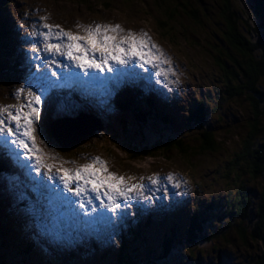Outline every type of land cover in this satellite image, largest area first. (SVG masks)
I'll list each match as a JSON object with an SVG mask.
<instances>
[{"label":"rangeland","instance_id":"rangeland-1","mask_svg":"<svg viewBox=\"0 0 264 264\" xmlns=\"http://www.w3.org/2000/svg\"><path fill=\"white\" fill-rule=\"evenodd\" d=\"M106 2L105 6H103L102 3L96 4V2H91L90 0H0V28H4V25L8 26L6 34L9 35V38L7 36L0 38V66L1 61L7 60V56L13 55L11 58L8 57V59L12 60L13 64L8 65L6 70L10 72V76L17 75L16 66L14 67L17 50L27 47L28 49L29 47L35 48L36 51H38L37 49L44 50V41L41 43H33L24 39L21 36L22 32H18V37L15 33L14 25L17 24L21 16H27L29 18L30 27L36 26V23L33 21L39 20L35 13H30L28 9L24 10L26 8L25 6L29 4L32 8L36 5L42 6L49 17V19H45L48 23H56L62 27L70 26L71 30H69L70 27H67V29L74 35L79 34L84 36L81 20H78L77 24L81 26L80 28L76 25L74 29L72 25L75 24V19L84 17H96L106 20L115 18L116 22L121 20L122 23L119 24L129 29L132 33L137 35L141 32L147 33L152 43H159V49L163 51L165 56L169 58L170 61L174 60L167 70L164 66L165 63L160 64L159 68L152 67L153 70L169 74L173 77L174 87H172L171 90L174 95L178 94L182 97L181 103L184 104L181 109L175 111L178 115H181V118H174L172 114L163 110L160 113L172 117L171 120L173 123L171 126L177 128L178 130L175 129V131L178 132L183 124V119L186 115H189L188 111L191 109L195 110L198 105L202 104L204 110H206L205 123L203 125H191L186 128L185 131L182 130L185 143L188 145L197 144V141L192 139L199 134L200 130L209 128L215 133L214 136L217 140H222L218 149L212 152L193 151L184 154L171 149L163 152V154L157 153L152 157L146 156L132 160V151L127 152L126 150L128 147L127 143L130 141L129 134L135 137L133 128L136 118L125 111L122 113L119 112L118 115L121 117L118 118L113 106L114 102L110 109L112 113L108 114L111 117V121L104 122L100 118L99 120L97 119V121L95 120L94 122L98 127L92 131V134L87 139L77 144V146L66 147L65 150L62 151L63 153L60 154L78 158L85 151L91 153L92 150L96 152L98 150L100 155H95L90 157V159L93 160L95 157L103 156L109 158L111 161L116 160L115 167H112L111 164L106 161L108 170L119 176L125 177L128 186L136 184L135 180H141V177H160L158 174L162 172L164 176H162L161 182L156 184L157 187L153 191L155 199H165L169 201L174 198H183L187 196L191 197V200L192 198L194 199V202L197 204L196 208H194L196 211L189 210L187 214L188 219L199 214L201 218H196L195 220L198 222L205 221V224L208 226L205 235H209L211 232H215L216 234L212 237L206 236L207 240H200L194 246H188L186 235L184 234L183 242L174 249H170V256H166L165 259L159 260V255H161V253L157 250L158 233H150L148 234L150 240L143 238L139 240L138 243L142 247H150V252L154 250L152 256L157 257V259L152 260V257H150L149 262H151V264H247L246 262L249 259L248 255L254 252L252 250L254 248H249L242 243L235 230L236 226L230 224V228H226L225 216H222L220 212L225 208L226 197L233 194L236 186L242 182V184L248 187V194L253 206L252 208H255L262 179L252 180L245 174L242 175V179L239 180L238 177L236 178L235 172H231V170L228 169V165L233 157V152L235 153L236 148H238L237 136H241L242 127L245 124V119L248 117V110L243 104L242 99L238 100L234 98L228 100L221 94L223 89V78L220 70L214 63V57H211L212 54L215 55V53L209 50V44L214 45V43H218L220 39L218 34H220L223 26L218 17L215 0L192 1L197 8L199 16L196 20H188L182 15L179 16L181 19L179 20L178 16H176L173 21H166V27L162 30L159 29L161 26L158 21L159 18L162 19V15L160 9H158L156 0H106ZM236 3H238L236 7L244 11L243 13L250 24L256 28L260 27L261 20L254 13L251 7L253 6L251 1L236 0ZM84 19L86 20L87 18ZM44 25L45 24L42 23L41 26ZM263 30L260 29L261 32H263ZM56 31L59 30L56 29ZM41 33L45 32L42 31L35 35L34 32H30L28 37H36L41 35ZM121 34H123V32ZM14 40H16V42ZM17 42H20V44ZM7 49L10 51V54L5 55ZM20 50L18 53L19 55L21 53ZM62 57L63 56L60 55L59 59H62ZM32 63L34 65L35 61H32ZM179 69H181V71H179ZM8 75L9 74L6 72L3 73V76L8 77ZM8 78L6 81H2L0 77V98H3L2 102L9 101L8 95L13 92V86L10 87V84H8L10 82ZM171 97L174 98V96ZM34 107L39 108V106L35 104ZM121 119L126 120L125 125L128 128L126 134L122 133ZM158 119L159 121L161 120L160 118ZM262 124H264V119ZM10 126L15 127L14 124ZM87 126L88 125H86V127ZM96 131L98 132L96 133ZM154 131L156 130L150 129L148 134ZM38 134L46 136L39 125V121L36 123L35 136ZM46 137L49 139V141L47 139V141L45 140V146H47L46 151H52V154L48 155L43 146L38 143L37 147L41 149L39 153L41 164L50 166V164L53 165L54 161L57 159L55 153H59V149H57L58 147L55 141L48 136ZM9 139V143L4 144L3 148H6V146L10 144L11 146L17 147L11 143L14 139L11 137ZM22 139L31 144L26 137H22ZM41 142L44 145V141ZM90 148H92L91 151ZM24 152L25 150L21 148L20 150H16V155L19 153V155L25 159L26 156ZM29 155L33 156L32 161L36 162L35 156L37 154L30 153ZM87 157L80 160H85L86 162L88 161ZM69 161L75 167L83 165L82 161L75 162L73 159ZM41 169L47 172L46 175L48 177V169L46 167H41ZM57 170L58 169L52 168L51 175L53 179L50 180L52 183L55 182L58 176ZM169 173L173 174L176 180L172 182L165 180L164 178L167 177ZM128 177L133 178L130 179L131 184H129ZM177 181H180L179 188L174 187ZM1 186L4 189V194L0 196V201L9 212L11 203H9L8 200L10 194L9 191L5 189L8 188L9 185L5 182H0V188ZM192 187H194L195 190L194 197L191 191ZM165 189H167V191H165ZM0 192L2 193L1 190ZM134 193L136 192L134 191L130 193V195L133 196ZM90 199L92 209L95 210L102 207L101 200L95 198ZM101 199L104 201L105 197H101ZM129 201H125L123 198L117 199V202L120 204V208L115 209L118 211V215H121V211L129 205ZM184 207L190 208V204L186 203V206H183V208ZM19 212L24 213L23 209ZM170 214H172L175 219L183 218L182 215H178L172 211H170ZM167 218V216H162L158 226L166 225ZM19 220V222L14 221L16 226L14 230L7 215L0 213L1 225L3 227H10L13 231L9 238V242L13 248V251L10 252L12 257H18L14 252L18 245L13 242V237L16 235V240L27 238V235L24 234L23 218L21 217ZM28 220L30 221L29 218ZM187 223L184 226V233L186 232ZM38 228L39 226L37 229ZM164 229L165 227L161 228V231ZM215 236H217V238L214 239L213 237ZM5 257H7V255ZM12 257L10 256V259ZM13 262L17 263L14 260ZM108 264H111V262L109 261Z\"/></svg>","mask_w":264,"mask_h":264},{"label":"bare ground","instance_id":"bare-ground-1","mask_svg":"<svg viewBox=\"0 0 264 264\" xmlns=\"http://www.w3.org/2000/svg\"><path fill=\"white\" fill-rule=\"evenodd\" d=\"M25 7L26 8L24 10L28 9L30 13H35L38 16L39 20L37 19L38 21H33L34 23H36V26L30 27L28 21L29 18L27 16H21L18 19L17 24L14 25L16 36L18 37V32L20 31L22 32L21 36L24 39L31 41L33 43H41L43 42V36L38 35L36 37L29 38L28 34H30V32H34L35 34H39L42 31H44L45 33L48 32V29H44V26H41L42 23L49 25H54V24L59 25V24L56 23L50 24L45 20V19H49V17L47 16V12L45 11L44 8H42V6L36 5L35 7L32 8L31 5L29 4ZM84 18L87 19L85 20ZM84 18H77L74 20L75 24H72L74 26V29L75 26L78 24V20H81V23L83 24L82 28L89 25L91 26H95L97 24L120 25L119 23H122L121 20L116 22L115 18L111 20L99 19L96 17L95 18L84 17ZM4 26L5 27L1 28V30L2 31L4 30L6 33V29L8 28V26L6 25ZM67 27L60 26V28H62L64 31L71 32L69 31L71 30V27L69 30L67 29ZM121 28L124 29V31L123 34L121 33L118 34L120 36H125L127 35L128 32H130V30L127 28H124L122 26ZM84 35H86L85 32ZM4 36L5 35L3 36L1 35L0 38ZM6 36L9 38V35ZM14 41L16 42V40ZM52 42H56V41H52ZM17 43L20 44V42ZM154 44L158 46V48H160L159 43L154 42ZM19 50H17V55L14 61L16 66V72L18 74L14 76H10L11 74L8 71L9 76L12 78V81H10L8 84H10V87L11 86L14 87L16 83L19 81L23 83L20 85V87H18V89L15 92L13 91L12 94L8 95L9 101L2 102L3 98L2 99L0 98V106H4V107L11 106L13 112H15L16 108L28 104L30 100L29 99L24 100L23 93L25 91L32 92L35 89L36 84L40 85V88H42L43 90V93L40 94V97L42 104H44V109L45 108L54 109L59 113H75V112L88 113L90 115H83V116L90 117L93 123H95L94 122L95 120L97 121L95 117L100 118L104 122L111 121V117L108 114L112 113L110 109L115 101L119 112L122 113L123 111H125L126 113L128 112L130 115L134 117V115L130 111L123 109L119 101H128L132 103L134 106H136V104H138V102L141 99L142 108L144 109L146 114L151 115L155 118H160L162 121L166 120L165 117H168L169 124L173 123V121L171 120L172 117H170L169 115H163L160 112L162 110L165 112H169V108L167 107L168 104L179 109H181L184 105L183 103H181V99H182L181 96L176 94V97L174 96L175 98H172L170 95V89L174 87V80H172L173 77L169 74H165L162 72L161 75L157 76L155 74L157 71L153 70V68L150 65L146 66L145 68H141L139 63L136 61H133L130 64H122V65L110 61L109 63L113 67L112 72H108L107 69H105V71L103 72H100L96 69H88L87 71L96 77L95 80H90L89 77L85 75L84 70L77 68L75 66V63L73 61L68 60L65 56H63L62 59H59L60 55H53L47 51H40L35 55H28L29 53L28 47L21 49L20 50L21 53L19 55L18 54ZM12 56H7V60H10L8 59V57L11 58ZM99 56L100 53L99 51H97L96 52L97 59H99ZM32 61L36 62V64L39 67V71L31 69ZM171 62H174V60H172ZM164 65L168 69V67L171 64L165 63ZM23 66L26 67L25 71L22 68ZM116 69H119L120 71L118 72L116 71ZM179 71H181V69H179ZM53 72L56 73V75L53 76L52 75ZM133 85H139L138 90H136L135 92L132 91ZM22 88L24 89V91L18 96L17 95L18 90ZM145 90L151 91L152 94H148ZM137 93H140L141 98ZM145 99H146V104H145ZM161 105H162V109H161ZM155 106L157 112L152 114V112H150V108H153L154 110ZM24 111L27 112L28 109L24 108ZM169 114L171 113L169 112ZM48 116L49 114L43 115L39 125L41 126L45 135L57 143L55 144L58 147L57 149H59L58 150L59 153L57 154L55 153L57 159L54 161V164L53 165L50 164V166H52L53 169L76 168L74 165L70 163L69 161L70 159H73L75 162L82 161L83 162L82 164L91 163L92 159H90V157L98 155L99 154L98 150L96 152L92 150V148H90V151L92 150L91 153L89 151H85L78 158H75L74 156H63L60 154L63 153L61 149H65L66 147L77 146V144L74 145L72 139H77L78 134L74 132L62 131L61 129H59L58 123L64 119H68V120L77 119L81 115L72 119L59 118L54 120L49 119ZM117 117L120 118L121 116L118 115ZM176 117L177 116H175L174 118ZM4 118L6 119V114ZM48 125H49V130H48ZM86 125L89 126L90 121L85 120L84 123L72 124L70 126H75L77 128H84L86 127ZM54 130H56V132L60 131L61 137L67 142L66 144L67 146H63L62 144L59 143V141L55 139V137L52 135V132H54ZM46 136L41 134H38L36 136V143L43 146L45 151L47 149V146H45L46 143L45 140L47 139L49 141V139ZM11 138L21 139L22 137L18 135L17 137H11ZM41 141H44V145ZM0 144L2 145L4 144L2 140H0ZM20 149L21 148L11 146V144L7 145L6 148L4 147L2 149L6 151L7 154L6 157L13 156L17 167H16V171L14 172L15 173L14 176L13 174L12 176L8 175L12 179H10L9 182H7L6 176L1 174L3 171V164H4L2 162L3 160L2 157L5 158V156L0 154V156H2L0 157V165H2V167H0L1 168L0 180L4 181L6 184L9 185L8 188H5L6 190L9 191L10 194L8 200L9 203H11L14 206L17 205L18 208H20V205H24L30 208L31 210L30 220L31 222H33L34 226L36 227L37 225L39 226L37 233L39 234L40 238L46 242L52 243L56 240V235L63 221V215L67 210H69L72 213L73 218L74 216H77L78 218L83 219L87 223V225L82 228L81 234L85 242L90 247V249L94 252H97L100 246L103 245L99 230L95 229V231H93L94 228H98L99 226L102 227L108 238H110L112 235L115 234H122L126 236L127 230L122 226V223H129V221H131V219L133 218L132 214L139 209L142 210L143 212L172 211L177 213L178 215H182V217L187 216L189 212V208H185V207L183 208V206H186V203L189 200H191V197L189 196L183 198H174L169 201L164 199H155L154 203L142 199H132L131 204L125 207V209L121 211L122 212L121 218H119L117 210H112L105 207H99L94 210L92 209V204L89 203V199L95 198V193L89 191L86 195H81L80 197H76L72 193L67 192V190L64 189L63 184L60 183L59 176L56 178L55 182L52 183L49 181L46 175L47 172L43 171L41 167L37 165L36 162L29 160L27 157L22 162H19V158L15 153L16 150H20ZM47 153L48 155H50L52 154V151H48ZM86 157L88 161L85 162V160H80ZM100 157L103 158L104 161L110 163L112 167H115L116 160L111 161L109 160V158H105L103 156ZM38 167H39V171H37ZM20 169H23V171L26 173L25 176H27L28 174V176L32 179L31 183L27 182L25 179L20 177ZM6 170H8V167H6ZM158 175H160V178L164 176L162 172H159ZM135 182L136 184H144L146 186L145 187L146 192H151L152 190L155 189L156 186V185H149L147 177L138 181L135 180ZM129 184H131L130 179H129ZM73 187H75V185H73ZM192 188H193V192L195 193L194 187ZM0 190L2 191V193L0 192V196H1L4 194V189L2 186ZM35 196L38 197L37 203H34L32 201V199L35 198ZM104 201L105 203H109V201H107L106 198ZM81 204L84 205L83 208L80 207ZM157 217H159V215ZM191 219L193 220L194 217H191ZM191 219H190V223H191ZM11 225H13L15 230L16 226L14 221L11 222ZM188 226L189 225H187L186 229H188ZM31 227L32 226L29 223L28 224L24 223L25 235L28 236L30 234ZM67 228L68 231H70L73 234L74 232L77 231V227L74 224H69ZM186 239H187V235H186ZM106 255H107L106 260L112 263L113 257L109 258V256L113 255L112 250L106 249ZM166 256L169 257L170 255L168 254ZM166 256L164 255L163 259H165ZM62 260H65V258L52 256L51 254L46 259L47 263L49 264L51 263L58 264ZM80 261H82V258L79 259V262ZM68 264L70 263L68 262Z\"/></svg>","mask_w":264,"mask_h":264},{"label":"trees","instance_id":"trees-1","mask_svg":"<svg viewBox=\"0 0 264 264\" xmlns=\"http://www.w3.org/2000/svg\"><path fill=\"white\" fill-rule=\"evenodd\" d=\"M90 1L96 2V4L102 3L103 6L107 3L106 0ZM156 1L162 15V19L159 18L158 20L161 26L159 29L161 30L166 27V21H173L176 16L179 20H181L179 18L181 15L188 20H196L199 17L197 8L192 3L194 0ZM250 1L254 13L261 20L258 28L253 27L243 13L244 11L236 7V4H238L236 0H215L218 17L223 26L220 34H218L220 38L218 43L209 44V50L215 53L211 57H214V63L223 78L221 94L228 100L242 99L248 110V117L242 127V137L237 136L238 148H236L235 153L233 152L228 169L235 172L236 178L238 177L239 180L245 174L252 180L262 179L255 208H252V201L248 194L249 189L242 182L236 186L233 194L226 197L225 208L220 213L225 216L226 228H230V224L236 226L235 230L242 243L249 248H254L252 249L254 252L249 253V259L246 263L264 264V124H262L264 119V17L258 11L253 0ZM1 28L0 36H6L7 34ZM8 51V49L5 51V55L10 54V51ZM5 63H9V61H1L0 77L2 81H6L8 78L3 76ZM120 104L124 110L130 111L136 118L133 128L135 137L127 133L130 135V141L127 143L126 151H132V160L146 156L152 157L157 153L163 154V152L171 149L181 154L193 151L212 152L218 149L222 141L217 140L214 136L215 133L207 128L200 130L199 134L192 139L197 141V144L188 145L185 143L182 130L185 131L191 125H203L205 123L206 110H204L202 104L198 105L195 110L188 111L189 115H186L183 119V124L178 132L175 131V129L178 130L177 128L169 124L168 117H165L166 120L163 119L164 121H159L158 118L146 114L144 110L139 111L137 109L138 104L134 106L128 101H121ZM150 112L152 114L157 112L156 107H154V110L150 108ZM121 122L122 133L126 134L128 132L125 125L126 120L121 119ZM150 129L156 131L148 134ZM61 150L64 151L65 149ZM195 219H191V223L188 219L187 225L189 226L185 233H180L179 228L169 230L171 235L168 234L164 238L161 255H168L171 248L174 249L181 244L184 234L187 235L188 246H194L200 240H207L206 236L212 237L216 234L211 232L209 235H205L208 227L205 221L198 222ZM143 238H146L145 232L143 233L139 226L136 230H133L132 238L124 242L112 256H109V258L113 257L111 264H138L136 263V260H138L136 257L142 253L143 249L138 241ZM213 238L215 239L217 236ZM145 248L150 251V247ZM163 256H160L159 260L163 259ZM148 258L149 256L145 254L144 259L147 262L145 264L149 263L150 259ZM0 264H9L1 254Z\"/></svg>","mask_w":264,"mask_h":264},{"label":"snow or ice","instance_id":"snow-or-ice-1","mask_svg":"<svg viewBox=\"0 0 264 264\" xmlns=\"http://www.w3.org/2000/svg\"><path fill=\"white\" fill-rule=\"evenodd\" d=\"M77 27L80 28L81 26L77 25ZM44 28L48 29V32L41 33L44 41V51L53 55L65 56L68 60L73 61L77 68L84 70L85 75L90 80H95L96 77L89 73L88 69H96L100 72L107 69L108 72H112L113 67L109 63L110 61L121 65L136 61L141 68L149 65L153 68H159L161 63L171 64L170 59L165 56L158 46L152 43L147 33L141 32L137 35L128 32L127 35L120 36L118 34L124 31L120 25H89L83 28L86 34L84 36L64 31L59 25L45 24ZM56 29H59V31H56ZM53 40L56 42H50ZM97 51L100 53L99 59L96 57ZM116 71L119 72L120 70L116 69ZM155 74L159 76L162 73L157 71ZM52 75L54 76L56 73L53 72ZM23 91V88L18 90L17 95L19 96ZM29 95L32 96V99L28 104L16 108L15 112L12 111L11 106H0V140L4 144H8L10 137H17L18 135L26 137L31 144L22 138L14 139L11 143L24 149V155L29 160L33 159V156L29 154L36 153L35 161L37 165L48 169V179L51 180L53 179L51 175L52 166L41 164L39 155L41 149L37 147L35 136L36 123L40 119V109L34 107L33 104L39 105L41 97L33 93H29ZM24 108H27L28 111L25 112ZM5 114L6 119L4 118ZM11 124H14L15 128L10 126ZM37 171H39V167ZM57 174L60 183L63 184L67 192L80 197L91 191L96 194L95 199L101 200L102 207L112 210L120 208V204L117 202L118 198H123L125 201L132 200L133 196L130 193L134 191L138 196L143 197V190L146 187L144 184L128 186L126 178L110 172L107 162L100 157H95L91 163L80 165L74 169H58ZM127 179L133 178L128 177ZM164 179L172 182L176 180V177L169 173ZM150 180L152 185L161 182L159 176L150 178ZM174 187L179 188L180 181H177ZM101 197H105L109 203L105 204ZM143 198L148 199V197ZM89 203H91V199H89ZM80 207L83 208L84 205L81 204Z\"/></svg>","mask_w":264,"mask_h":264},{"label":"water","instance_id":"water-1","mask_svg":"<svg viewBox=\"0 0 264 264\" xmlns=\"http://www.w3.org/2000/svg\"><path fill=\"white\" fill-rule=\"evenodd\" d=\"M254 3L256 5L258 11L260 12V14L264 17V0H254ZM85 120L90 121V125L87 127L77 128L75 126H70L72 124L84 123ZM58 125H59V129H61L64 132H74V133L78 134L77 139H72L74 145L84 141L85 139H87L92 134V131L96 127H98V125L93 123V121L90 117L83 116V115H81L77 119H73V120L64 119V120L60 121L58 123ZM52 135L55 137V139L57 141H59L60 144H62L63 146H67L66 145L67 142L61 137L60 131L56 132V130H54V132H52Z\"/></svg>","mask_w":264,"mask_h":264}]
</instances>
